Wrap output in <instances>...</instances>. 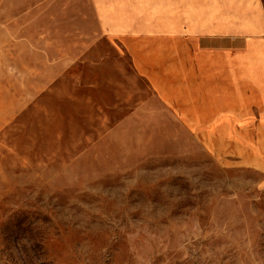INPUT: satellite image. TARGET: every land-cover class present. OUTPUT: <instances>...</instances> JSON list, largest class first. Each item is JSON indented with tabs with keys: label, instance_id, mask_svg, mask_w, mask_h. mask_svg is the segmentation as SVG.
Here are the masks:
<instances>
[{
	"label": "rangeland",
	"instance_id": "obj_1",
	"mask_svg": "<svg viewBox=\"0 0 264 264\" xmlns=\"http://www.w3.org/2000/svg\"><path fill=\"white\" fill-rule=\"evenodd\" d=\"M168 65L90 0H0V264H264V121Z\"/></svg>",
	"mask_w": 264,
	"mask_h": 264
},
{
	"label": "crops",
	"instance_id": "obj_2",
	"mask_svg": "<svg viewBox=\"0 0 264 264\" xmlns=\"http://www.w3.org/2000/svg\"><path fill=\"white\" fill-rule=\"evenodd\" d=\"M90 2L101 36L130 60L169 62L190 94L235 93V108L221 118L264 121V0Z\"/></svg>",
	"mask_w": 264,
	"mask_h": 264
}]
</instances>
